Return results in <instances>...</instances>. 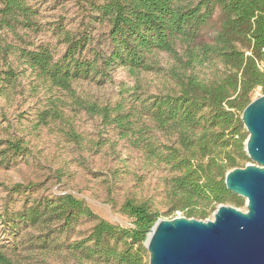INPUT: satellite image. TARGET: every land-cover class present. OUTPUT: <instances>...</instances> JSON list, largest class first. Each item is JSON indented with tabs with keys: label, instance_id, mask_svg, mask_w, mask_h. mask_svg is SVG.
I'll return each mask as SVG.
<instances>
[{
	"label": "trees",
	"instance_id": "1",
	"mask_svg": "<svg viewBox=\"0 0 264 264\" xmlns=\"http://www.w3.org/2000/svg\"><path fill=\"white\" fill-rule=\"evenodd\" d=\"M85 1L90 20L84 29L64 25L56 29L65 45L60 56L49 44L16 48L24 66L22 73L30 69L50 93L46 107L38 110V119L63 118L62 108L71 106L98 117L105 127L118 130L120 137L142 145L147 160L170 167L168 203L182 205L188 218L204 219L209 209L240 204L242 199L227 189L225 175L249 160L241 116L257 89L264 95V69L260 68L264 62V0ZM38 13L29 0H1L0 30L15 36H19V28L37 30ZM215 14L219 26L212 40H201ZM96 22L108 25L104 47L93 43L91 28ZM158 51L171 55L174 65H158ZM118 67L134 76L165 71L179 90L164 95L135 91L133 104L128 106L124 99L100 104L74 88L80 80L103 85L112 80ZM2 73V80L11 86L20 72L9 66ZM154 130L164 132L168 143H160ZM67 136L81 143L73 128ZM28 150L22 138L0 139V165L10 166ZM33 187L19 183L6 188L14 196ZM173 210L165 215H172ZM121 211L132 219V226L101 218L83 198L63 193L38 198L26 195L20 209L6 207L1 217L14 236L30 228L25 235L28 249L66 251L79 261L100 264H149L145 242L163 214L151 200L136 197L125 199ZM84 220L94 222L86 234L61 241L63 236L68 240ZM7 250L0 244V264H21Z\"/></svg>",
	"mask_w": 264,
	"mask_h": 264
},
{
	"label": "rangeland",
	"instance_id": "2",
	"mask_svg": "<svg viewBox=\"0 0 264 264\" xmlns=\"http://www.w3.org/2000/svg\"><path fill=\"white\" fill-rule=\"evenodd\" d=\"M29 1L39 11L36 16L40 25L38 29L19 28V36L7 29L0 30V139L22 138L29 149L27 154L17 157L10 166L0 165V244L6 245L8 255L21 264H100L79 261L66 251L28 249L25 235L30 228H23L14 236L3 223L1 215L4 216L6 207L10 210L20 209L26 195L38 198L63 193H73L83 198L98 216L125 227L133 225L132 219L121 211V205L128 197L151 200L163 214L162 219L187 217L186 210L182 205L168 203L167 190L173 176L170 167L165 162L147 160L142 145L120 137L118 130L105 127L98 117L66 106L62 108L63 118L48 117L46 122L38 119V110L46 107L50 93L35 79L30 69L22 73L24 66L18 59L16 48L34 49L41 44H49L51 50L60 56L65 45L56 29L60 25L84 29L89 24L90 11L85 0ZM218 26V14H215L211 24L202 31L200 39L211 41ZM91 30L94 45L104 47L107 23L96 22ZM177 47L182 53L180 46ZM155 60L158 65L167 68L175 63L174 58L163 51L155 54ZM9 66L20 72L11 86L2 80L5 77L2 72ZM74 88L82 97L100 104H114L124 99L128 106L133 104L135 91L142 95H164L179 90L176 81L165 71L140 72L134 76L125 67L114 69L112 80L103 85L80 80L74 83ZM262 95L261 90L257 89L253 98ZM71 128L81 136V143L69 140L67 132ZM243 133L247 140L249 133L244 124ZM153 134L160 143H168L169 138L164 132L154 130ZM251 163L253 161L249 158L240 167ZM19 183L33 184L34 187L24 194L11 195L6 187ZM240 198V204L227 205L245 211L246 199ZM170 209H174L172 215L166 216ZM215 211L209 209L208 216L201 220L213 219ZM93 225V221L84 220L76 227L75 233L68 235V240L63 236L61 241H73L79 238L80 233L86 234Z\"/></svg>",
	"mask_w": 264,
	"mask_h": 264
},
{
	"label": "water",
	"instance_id": "3",
	"mask_svg": "<svg viewBox=\"0 0 264 264\" xmlns=\"http://www.w3.org/2000/svg\"><path fill=\"white\" fill-rule=\"evenodd\" d=\"M253 161L225 175L229 191L246 199V210L221 204L214 218L159 219L145 246L149 264H264V95L243 110Z\"/></svg>",
	"mask_w": 264,
	"mask_h": 264
},
{
	"label": "built area",
	"instance_id": "4",
	"mask_svg": "<svg viewBox=\"0 0 264 264\" xmlns=\"http://www.w3.org/2000/svg\"><path fill=\"white\" fill-rule=\"evenodd\" d=\"M260 68L264 69V62L260 63Z\"/></svg>",
	"mask_w": 264,
	"mask_h": 264
}]
</instances>
